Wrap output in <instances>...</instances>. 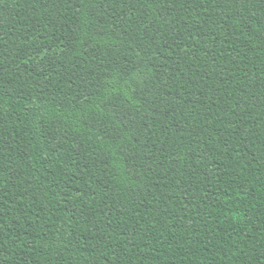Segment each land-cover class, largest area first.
I'll return each mask as SVG.
<instances>
[{
	"label": "trees",
	"instance_id": "obj_1",
	"mask_svg": "<svg viewBox=\"0 0 264 264\" xmlns=\"http://www.w3.org/2000/svg\"><path fill=\"white\" fill-rule=\"evenodd\" d=\"M0 264H264V0H0Z\"/></svg>",
	"mask_w": 264,
	"mask_h": 264
}]
</instances>
